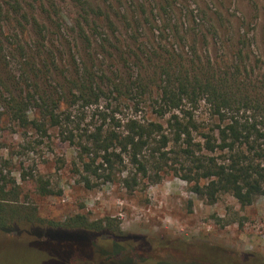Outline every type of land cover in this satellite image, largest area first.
Returning a JSON list of instances; mask_svg holds the SVG:
<instances>
[{
	"label": "rangeland",
	"instance_id": "1",
	"mask_svg": "<svg viewBox=\"0 0 264 264\" xmlns=\"http://www.w3.org/2000/svg\"><path fill=\"white\" fill-rule=\"evenodd\" d=\"M89 1L111 15L116 26L112 34L103 17L96 18L99 33L87 28L90 48L75 39L81 12L73 1L57 0L56 15L47 5L49 14L36 13L48 28L47 43L60 64L54 79L41 78L42 89L52 84L51 91L60 90L59 83L66 76H75L80 60L95 73L104 71L117 82L131 81L141 72L149 83L157 77L149 70L147 57L141 62L136 55L159 47L190 60L196 55L203 60L212 58L217 77H225L232 64L235 67L244 61L247 70L240 69V79L250 80L253 94H263L258 87L264 84V0ZM27 29L25 39L33 45L39 36L30 26ZM173 31H179L180 36H174ZM102 33L108 35V42L103 41ZM245 37L252 46L242 52ZM20 69L15 66L16 75ZM109 97L100 105L118 108L120 117L135 112L131 96L114 93ZM6 99L0 98V217L21 233L28 232V237L0 242V264H264V196L247 207L230 194L209 202L192 191L193 184L170 170L158 184L143 180L134 192L124 188L125 174L119 173L113 178H93V188L88 189L82 183L79 148L64 142L58 129L48 130L46 136L10 120ZM243 113L242 109L239 115ZM138 114L156 120L146 106ZM197 116L205 126L210 123L206 103H201ZM96 121V106H90L83 127L92 128ZM195 137L200 141L199 134ZM38 178L49 182L52 195L38 192ZM78 216L103 225V230L93 233L96 240L89 246L91 258L75 256L70 260V251L54 240H33L35 229L78 230L67 225ZM113 237L125 245L116 260L108 257ZM71 240L86 244L85 238Z\"/></svg>",
	"mask_w": 264,
	"mask_h": 264
},
{
	"label": "trees",
	"instance_id": "2",
	"mask_svg": "<svg viewBox=\"0 0 264 264\" xmlns=\"http://www.w3.org/2000/svg\"><path fill=\"white\" fill-rule=\"evenodd\" d=\"M56 1L0 0V98H7L6 115L10 120L46 136L48 130L58 129L64 142L79 148L83 156L82 183L88 189L93 188V178L119 173L125 174L124 188L134 192L143 180L158 184L162 174L170 170L193 184L192 191L209 202L230 194L247 207L257 197L264 196V84L258 87L263 94H253L250 80L240 79L239 71L247 70L246 62L235 67L232 64L225 77H217L212 58L203 60L195 49L196 57L190 60L182 54L154 47L152 51H142L141 56L136 55L141 62L147 57L149 70L157 77L149 83H145L141 72L131 81L117 82L104 71L95 73L80 60L75 76H66L59 83L60 90L51 91L52 84L42 89L41 78L54 79L60 64L56 52L47 43L48 28L36 13L51 10L53 15L58 14ZM71 1L81 12L76 40L92 47L87 28L98 34L95 19L100 17L114 34L116 26L111 15L95 8L89 0ZM28 26L39 36L33 45L24 36ZM172 34L180 36L179 31ZM101 36L108 42L106 33ZM204 39L207 41V37ZM242 44V52L252 46L246 37ZM29 50L35 53L30 55ZM16 65L21 68L18 75L14 71ZM114 93L131 96L135 112L120 117L118 108L100 105L102 99L110 100ZM202 102L210 110L211 121L206 126L197 116ZM69 105L76 111H71ZM90 106H96L97 123L92 128L83 127ZM142 106L156 120L139 117ZM242 109L244 113L239 115ZM196 134L200 135V141L196 140ZM36 183L40 194H53L48 181L38 178ZM67 225L78 230L35 229L33 240H54L63 250L70 251V260L75 256L91 258L89 246L92 248L96 240L93 233L103 230V225L88 223L79 216ZM27 237L28 232L21 233L0 217V242L11 243ZM80 238L86 239L85 245L78 242ZM111 243L108 257L116 260L125 245L118 237H113Z\"/></svg>",
	"mask_w": 264,
	"mask_h": 264
}]
</instances>
